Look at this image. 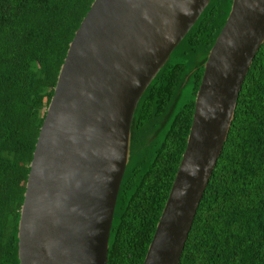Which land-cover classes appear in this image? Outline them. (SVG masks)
Here are the masks:
<instances>
[{
  "label": "water",
  "instance_id": "water-1",
  "mask_svg": "<svg viewBox=\"0 0 264 264\" xmlns=\"http://www.w3.org/2000/svg\"><path fill=\"white\" fill-rule=\"evenodd\" d=\"M209 0H92L74 29L28 163L18 264H107L139 96ZM264 38V0H231L207 51L185 146L141 264H177Z\"/></svg>",
  "mask_w": 264,
  "mask_h": 264
},
{
  "label": "trees",
  "instance_id": "trees-1",
  "mask_svg": "<svg viewBox=\"0 0 264 264\" xmlns=\"http://www.w3.org/2000/svg\"><path fill=\"white\" fill-rule=\"evenodd\" d=\"M91 1L0 0V264H18L28 163L68 41ZM230 4L207 2L137 100L107 264L142 262L185 146L203 62ZM177 264H264V38Z\"/></svg>",
  "mask_w": 264,
  "mask_h": 264
},
{
  "label": "rangeland",
  "instance_id": "rangeland-1",
  "mask_svg": "<svg viewBox=\"0 0 264 264\" xmlns=\"http://www.w3.org/2000/svg\"><path fill=\"white\" fill-rule=\"evenodd\" d=\"M42 109H40V111H41Z\"/></svg>",
  "mask_w": 264,
  "mask_h": 264
}]
</instances>
